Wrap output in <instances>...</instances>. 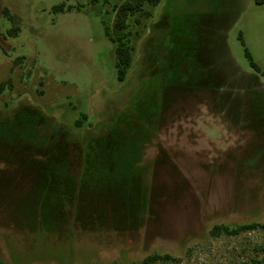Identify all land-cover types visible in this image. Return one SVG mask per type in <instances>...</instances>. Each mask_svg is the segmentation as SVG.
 Segmentation results:
<instances>
[{"label":"rangeland","instance_id":"1","mask_svg":"<svg viewBox=\"0 0 264 264\" xmlns=\"http://www.w3.org/2000/svg\"><path fill=\"white\" fill-rule=\"evenodd\" d=\"M135 1L0 0L2 264H264V4Z\"/></svg>","mask_w":264,"mask_h":264},{"label":"trees","instance_id":"2","mask_svg":"<svg viewBox=\"0 0 264 264\" xmlns=\"http://www.w3.org/2000/svg\"><path fill=\"white\" fill-rule=\"evenodd\" d=\"M159 0H136L134 3H126L122 5L117 13V23L115 25V28L120 31L123 30L125 27V21L126 19L133 15L135 12H139L143 5L147 4L149 6H155L157 5ZM252 2L255 5H263L264 0H252ZM54 11H62V6H56L53 8ZM4 14L9 18L12 19V17L8 14L7 11H4ZM13 34L16 33V30L12 31ZM114 42L115 40L112 39ZM117 46L115 48V54H116V61L114 64V67L116 69V77L118 81H122L125 78L126 72L131 64V48L124 45L122 41L118 38L117 40ZM250 65L254 67L253 63H250ZM7 83L0 84V93L4 90V88L7 86ZM264 228V223L262 225H258L255 223L251 224H245V225H239L235 227H227L222 225H215L212 227L210 231V235L212 237H217L221 234L227 235V236H236L241 232L255 230L257 228ZM172 260L168 255H157L153 254L150 256L145 257L141 264H152L157 261H169ZM0 264H2L0 262ZM253 264H256L254 262Z\"/></svg>","mask_w":264,"mask_h":264}]
</instances>
